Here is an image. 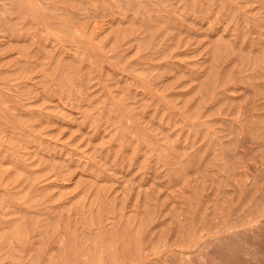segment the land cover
Returning a JSON list of instances; mask_svg holds the SVG:
<instances>
[{
    "label": "rangeland",
    "instance_id": "374dc122",
    "mask_svg": "<svg viewBox=\"0 0 264 264\" xmlns=\"http://www.w3.org/2000/svg\"><path fill=\"white\" fill-rule=\"evenodd\" d=\"M84 260L264 264V0H0V264Z\"/></svg>",
    "mask_w": 264,
    "mask_h": 264
},
{
    "label": "bare ground",
    "instance_id": "6f19581e",
    "mask_svg": "<svg viewBox=\"0 0 264 264\" xmlns=\"http://www.w3.org/2000/svg\"><path fill=\"white\" fill-rule=\"evenodd\" d=\"M258 212H259V211H258ZM258 212H257V213H258ZM119 215H120V214H119ZM154 220H155V219H154ZM150 221H152V219H151ZM159 222H160V220H159ZM98 223H103V222H101V220H100V222H98ZM149 223H150V222H149ZM151 223H152V222H151ZM151 223H150V224H151ZM207 223H208V222H207ZM233 224H234V222H233ZM233 224L231 223L230 226H232ZM101 225H102V224H101ZM101 225H100V226H101ZM155 226H156V225H155ZM233 226H234V225H233ZM128 227H129V226H128ZM158 227L161 228V226H158ZM158 227H157V228H158ZM213 227H214V226H213ZM130 228H131V227H129V228H127V229H130ZM155 228H156V227H155ZM200 228H201V227H200ZM200 228H199V229H200ZM216 228H217V226H216ZM102 229H103V228H102ZM218 229H219V228H218ZM154 230H155V229H154ZM212 230H213V229H212ZM212 230H211V231H212ZM102 231H103V230H102ZM132 231H133V230H132ZM135 231H136V229H135ZM135 231H134V235L132 234L133 232L131 233L134 237H135V234H137V231H136V233H135ZM152 231H153V230H152ZM197 231H198V230H197ZM95 232H97V230H96ZM99 232H100V231H99ZM153 232H154V231H153ZM198 232H199V231H198ZM205 232H206V231H205ZM148 233H149V232H148ZM151 233H152V232H151ZM203 233H204V232H203ZM210 233H211V232H210ZM149 234H150V233H149ZM156 234H158V233L156 232ZM100 235H101V234H100ZM146 235H147V234H146ZM151 235H152V234H151ZM206 235H207V234H206ZM133 236H130V237H133ZM136 236H137V235H136ZM139 236H140V235H139ZM155 236H156V235H154V237H155ZM157 236L160 237L159 234H158ZM158 237H157V239H158ZM190 237H192V235H191ZM135 238H136V237H135ZM138 238H140V237L137 236V239H138ZM161 238H162V237H161ZM163 238H164V237H163ZM163 238H162V240H165V239H163ZM98 239H99V238H97V240H98ZM127 239H128V238H127ZM137 239H135V240H137ZM153 239H154V238H153ZM190 239H191V238H190ZM101 240H102V239H101ZM129 240H130V239H129ZM147 240H148V239H146V242H145V243H147ZM151 240H152V239H151ZM159 240H160V239H159ZM159 240H158V241H159ZM187 240H188V239H186V244H187ZM153 241H154V240H153ZM153 241H152V242H153ZM158 241L156 240L155 242H158ZM169 241H171V240H169ZM96 242H98V241H96ZM104 242H105V241H104ZM127 242H128V240H127ZM127 242H125V243L127 244ZM134 242H136V244H137V241H134ZM160 242H161V241H160ZM165 242H166V241H165ZM184 242H185V241H184ZM192 242H193V241H192ZM101 243H102V242H101ZM130 243H131V242H130ZM145 243H144V244H145ZM149 243H150V242H149ZM161 243H162V242H161ZM172 243H173V242H172ZM172 243H171V244L169 243V244L173 246ZM188 243H189V242H188ZM97 244H98V243H97ZM133 244H134V243H133ZM153 244H154V243H153ZM158 244H159V243H158ZM195 244H196V243H195ZM99 245L102 246L103 243H102V245H101V244H99ZM99 245H98V246H99ZM104 245L106 246V244H104ZM104 245H103V246H104ZM138 245H139V244H138ZM162 245H163V244H162ZM175 245H176V244H175ZM181 245H182V244H181ZM196 245H197V244H196ZM196 245H195V246H196ZM126 246H127V245H126ZM135 246H137V245L134 244V247H135ZM172 246H171V247H172ZM178 246H179V244H178ZM178 246H176V247L179 248ZM184 246H185V243H184ZM195 246H194V247H195ZM150 247H151V246H150ZM163 247H164V246H163ZM169 247H170V246H169ZM135 248H136V247H135ZM135 248H133V249H135ZM138 248H139V247H138ZM183 248H185V247H183ZM186 248H187V247H186ZM189 248H190V247H188V249H189ZM120 249H121V250H119V251L122 252V246H121ZM126 249L128 250L129 248H126ZM150 249H151V248H150ZM180 249H181V248H180ZM102 250H103V248H102ZM136 250H137V249H135V251H136ZM146 250H147V249H146ZM105 251H107V250H105ZM105 251H102V252H105ZM119 251H118V253H119ZM138 251H139V250H138ZM112 252H113V250H112ZM139 252H140V251H139ZM144 252H145V251H144ZM146 252H148V251H146ZM109 253H110V252H109ZM109 253H108V254H109ZM122 253H123V252H122ZM99 254H100V253H99ZM101 254H102V253H101ZM113 254H114V256L110 257V258H111L110 260H112V259L115 258V253L113 252ZM113 254L111 253V255H113ZM119 254L123 256V254H121V253H119ZM139 254L141 255V253H139ZM96 255H97V254H96ZM103 255H104V254H102V255H100V256L103 257ZM106 255H107V254H106ZM111 255H110V256H111ZM134 255H135V253H134ZM148 255H149V253H148ZM191 255H192V254H191ZM122 256H119V257L122 258ZM136 256L138 257L139 255H137V253H136L135 257H136ZM102 257L99 258V259L101 260L100 262H102ZM113 257H114V258H113ZM123 257H124V256H123ZM185 257H186V256H185ZM187 257H188V255H187ZM133 258H134V257H133ZM169 258H170V257H169ZM182 258H183V257H182ZM136 260H137V259H136ZM186 261H187V260H186ZM188 261H189V260H188ZM191 261H192V260H191ZM93 262H94V261H93ZM93 262H92V263H93ZM100 262H99V264H100ZM108 262H109V261H108ZM157 262H158V261H157ZM159 262H160V261H159ZM166 262H167V261H166ZM86 263H88V262L86 261ZM113 263H114V261H113ZM115 263H116V262H115ZM169 263H171V262H169ZM186 263H187V262H186ZM82 264H85V260H84V262H83ZM109 264H110V262H109ZM161 264H163V263H161ZM164 264H165V263H164ZM171 264H172V263H171Z\"/></svg>",
    "mask_w": 264,
    "mask_h": 264
}]
</instances>
